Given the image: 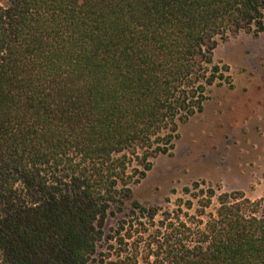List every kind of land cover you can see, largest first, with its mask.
Wrapping results in <instances>:
<instances>
[{"label": "trees", "instance_id": "16d2710c", "mask_svg": "<svg viewBox=\"0 0 264 264\" xmlns=\"http://www.w3.org/2000/svg\"><path fill=\"white\" fill-rule=\"evenodd\" d=\"M239 32L264 0H0V264H264L262 200L131 202Z\"/></svg>", "mask_w": 264, "mask_h": 264}, {"label": "rangeland", "instance_id": "374dc122", "mask_svg": "<svg viewBox=\"0 0 264 264\" xmlns=\"http://www.w3.org/2000/svg\"><path fill=\"white\" fill-rule=\"evenodd\" d=\"M213 60L228 67V79L207 88L202 112L179 126L169 154L152 160L132 203L164 212L192 200V215L208 189L215 193L208 213L221 193L264 202V32L219 40ZM115 224L110 219L106 230Z\"/></svg>", "mask_w": 264, "mask_h": 264}]
</instances>
